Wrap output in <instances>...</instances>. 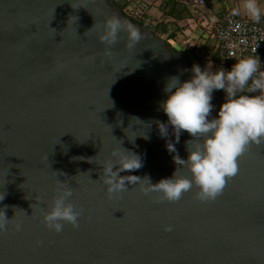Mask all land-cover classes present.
I'll return each mask as SVG.
<instances>
[{"label":"water","instance_id":"water-1","mask_svg":"<svg viewBox=\"0 0 264 264\" xmlns=\"http://www.w3.org/2000/svg\"><path fill=\"white\" fill-rule=\"evenodd\" d=\"M109 18L141 38L129 47L122 28L109 48ZM190 68L110 0H0V264H264V142L214 200L195 186L176 202L143 191L175 171L190 178L174 158L191 138L158 132L164 86ZM225 99L212 93L211 117ZM131 155L142 166L119 172L125 191L109 197L103 166ZM65 186L79 226L55 233L42 215Z\"/></svg>","mask_w":264,"mask_h":264},{"label":"clouds","instance_id":"clouds-1","mask_svg":"<svg viewBox=\"0 0 264 264\" xmlns=\"http://www.w3.org/2000/svg\"><path fill=\"white\" fill-rule=\"evenodd\" d=\"M243 8L252 19H260L262 9L256 0H245ZM122 28L127 31L129 47H132L141 38L140 32L131 24L122 25L116 18L105 21L99 39L110 48ZM260 65L258 56L242 58L227 70L212 71L210 66L201 68L193 64L189 79L181 82L177 76L168 78L163 89L166 98L160 105L166 122L158 124V132L166 137L171 127L176 142L182 132L191 138L185 144L187 157L174 158L176 165L186 167L190 178L177 177L175 171L170 178L143 189L145 194L158 191L168 202L178 201L193 186L198 190L196 196L200 201L214 200L220 194L225 181L237 174V160L247 147L264 142V72H260ZM246 88L258 94H242ZM214 91H221L226 99L211 117ZM166 148L175 152L173 143L166 144ZM141 166V160L136 155L109 160L103 166L101 177L107 195L111 197L114 193L125 191L127 181L119 172L136 170ZM130 177L134 178V182L140 180L136 176ZM71 196L70 188L58 189L48 210L42 215L46 228L55 233L61 232L65 225L78 228L80 212L69 202ZM3 198V194L0 195V200ZM6 220L4 212L0 213V231L5 230ZM20 228L17 224L16 230L20 231ZM170 230V227L166 228V231Z\"/></svg>","mask_w":264,"mask_h":264},{"label":"crops","instance_id":"crops-1","mask_svg":"<svg viewBox=\"0 0 264 264\" xmlns=\"http://www.w3.org/2000/svg\"><path fill=\"white\" fill-rule=\"evenodd\" d=\"M189 0H119L120 6L129 8L140 7L151 21L150 30L159 32V37L168 39L180 49L189 54L192 49H199L203 55V68L215 69L213 60L204 55L216 52L220 61L219 50L213 36L197 23L198 12L187 6ZM245 0H205L203 12L215 16L222 21L227 15L251 18L244 10ZM261 7V17H264V0H256ZM215 40V39H214ZM172 45V44H170ZM261 61L260 72H264V55ZM256 75H259L256 74ZM247 91V90H246ZM257 95V92H249Z\"/></svg>","mask_w":264,"mask_h":264},{"label":"built area","instance_id":"built-area-1","mask_svg":"<svg viewBox=\"0 0 264 264\" xmlns=\"http://www.w3.org/2000/svg\"><path fill=\"white\" fill-rule=\"evenodd\" d=\"M205 0H189L187 6L198 12L197 23L215 38L221 67L229 68L242 58L264 55V17L254 20L248 17L227 15L220 21L203 12ZM203 10V11H202ZM131 16L141 27L150 30L151 21L143 9H131Z\"/></svg>","mask_w":264,"mask_h":264},{"label":"trees","instance_id":"trees-1","mask_svg":"<svg viewBox=\"0 0 264 264\" xmlns=\"http://www.w3.org/2000/svg\"><path fill=\"white\" fill-rule=\"evenodd\" d=\"M110 1H112V2H114L113 0H110ZM118 5V4H117ZM118 7H120L121 8V10H122V12L124 13V15L128 18V19H130L131 21H132V23H134V24H137V25H141L140 23H138L135 19H133V17L131 16V9H133V8H129V9H127L126 7H125V5L124 6H120V5H118ZM149 31H151L152 33H154V34H156V35H159V32L158 31H155V30H149ZM165 41H169L168 39H165ZM171 47H172V45H171ZM172 49H173V51H175V52H178V53H180L183 57H185L188 61H189V65H190V67L193 65V64H197V65H199L201 68H203V55H202V53H200V50L199 49H192V51L188 54L187 53V51L186 50H183V49H180V51H177V50H175L173 47H172ZM206 58H209V59H211V60H213V62H214V66H215V69H214V71H216V70H218V69H221V68H223V69H225V70H227V68H225L224 66L223 67H221V64H220V61H219V59H218V55H217V53L216 52H213V53H209V54H207V55H204ZM220 58V57H219ZM250 83V82H249ZM247 88L245 89V91L242 93V94H246V95H252L251 93H248L247 91ZM219 92V94H221V95H224L221 91H218Z\"/></svg>","mask_w":264,"mask_h":264},{"label":"rangeland","instance_id":"rangeland-1","mask_svg":"<svg viewBox=\"0 0 264 264\" xmlns=\"http://www.w3.org/2000/svg\"><path fill=\"white\" fill-rule=\"evenodd\" d=\"M113 1H114V3L120 5L119 0H113ZM213 38H214V37H213ZM214 39H215V38H214ZM214 39H212L213 42L215 41ZM170 44H172V47H173L175 50L180 51V48H179L177 45H175V44L172 43V42H171ZM212 71H214V70H212Z\"/></svg>","mask_w":264,"mask_h":264},{"label":"snow or ice","instance_id":"snow-or-ice-1","mask_svg":"<svg viewBox=\"0 0 264 264\" xmlns=\"http://www.w3.org/2000/svg\"><path fill=\"white\" fill-rule=\"evenodd\" d=\"M238 170H239V168H238ZM237 174H238V171H237ZM231 178H235V176H233V177H231ZM227 182H228V181L226 180V181H225V185H224V187H226ZM224 187H223V189L221 190L220 194H223Z\"/></svg>","mask_w":264,"mask_h":264}]
</instances>
